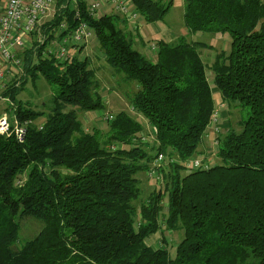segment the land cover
I'll return each instance as SVG.
<instances>
[{
	"label": "trees",
	"instance_id": "obj_1",
	"mask_svg": "<svg viewBox=\"0 0 264 264\" xmlns=\"http://www.w3.org/2000/svg\"><path fill=\"white\" fill-rule=\"evenodd\" d=\"M132 3L148 22L171 6ZM70 4L57 0L53 17L17 54L20 85L10 81L0 92L17 103L7 108L16 122L0 132V264H264V0H185L189 34H231L230 50L218 51L211 64L201 49L213 47L187 35L158 41L157 59L149 58L133 47L118 14L94 16L81 2L77 16ZM81 20L106 62L139 82L131 106L153 127L154 154L141 145L142 123L124 111L108 119L107 130L84 127L81 115L104 107L97 73L88 57L61 60L48 50L63 23L62 37ZM40 75L54 86L49 112L17 97L25 77ZM214 88L222 104L245 114L239 130L217 133V160L193 168L189 160L215 125ZM160 154L163 185L137 209V174ZM26 216L44 226L15 250ZM156 233L167 243L153 244Z\"/></svg>",
	"mask_w": 264,
	"mask_h": 264
},
{
	"label": "rangeland",
	"instance_id": "obj_2",
	"mask_svg": "<svg viewBox=\"0 0 264 264\" xmlns=\"http://www.w3.org/2000/svg\"><path fill=\"white\" fill-rule=\"evenodd\" d=\"M71 3L75 5L73 2ZM87 3L91 4L93 3V0H88ZM105 8L107 7H104V9ZM181 12H182L181 7L173 8L170 11V13L165 14L163 20H165V23L170 24L171 25L170 27H172L173 30L178 34L182 33L184 26L186 33L184 35H187L190 39L205 42L211 45L213 48L204 47L201 49V57L207 64H211L215 60L218 51L230 50L231 41H232L230 33L196 32L189 34L188 27ZM100 13L101 12H99V14ZM137 14L139 15L138 21H140L141 14L138 11ZM160 20L153 21V23L159 22ZM63 30H64L63 27L59 28L56 34L57 40H55L52 45L53 49H57V43H61L63 41L64 38H62L61 36V32ZM66 37L70 41V43L65 45L67 56H71V57L78 56L79 59H86V57L89 58L91 67H93L97 73V77L100 82L99 91L104 101V107L95 111L85 112L84 114L81 115V118L84 121L83 122L84 127L87 130H91L93 126L100 127L101 125V127L103 126L102 128L104 130H107L108 125L106 122L108 121V119H111L113 116H117L120 112L124 111L142 123V126L144 127L141 138L143 144L141 143L140 144L144 145L147 150H150V153L154 154L156 148L154 149L152 146L154 142L153 127H151V124L142 114L134 111L133 107L131 106V98L138 91L139 82L136 79L134 80L128 79L124 73L118 72L113 66H111L109 63L106 62L105 54L102 51L100 47V42L93 30L91 36L87 40L79 41L76 44L72 43L73 36L71 33L65 34V38ZM148 42H152V41L149 40ZM82 45H85L84 46L85 48L84 47L81 48ZM156 45L157 43L155 42L151 46L152 48H155ZM151 46L148 48V50L152 52V50L150 49ZM133 47L137 49L135 45H133ZM17 48L20 49L19 51L24 50V47H17ZM17 48H16V53L18 54ZM20 62H21L20 67L16 66V68L19 70H21L23 66V60L20 59ZM23 74L24 72L22 73V75ZM208 76L212 81L213 75L210 70H208ZM10 78L11 77L9 76L8 79L6 76L3 78V81L1 83V89L3 88V84H4L3 82L8 81V83H10V81H15L16 76L14 79H10ZM16 80H17L15 81L16 84L20 85L21 80L18 76ZM24 80H25L24 82L25 87L18 94L17 96L18 99H23V101L29 100L27 102L31 103V105L33 106L38 107L39 110H46L47 112H49L52 106L51 98L54 93V86L51 83H49L43 75H40L34 81L31 78V76L25 77ZM213 91L215 93L217 92V89L215 88V90ZM221 97L222 96L218 98L217 93H215L214 98L216 99V104L218 106V111L216 112V117L214 119L215 125L210 124V126L207 129L206 136L204 137V139L202 140V142L198 147L199 152L196 153L194 157H192V159L189 160V162L198 159L203 163V160H206L207 162L208 161L207 158H208L212 163H214L218 157L217 133L224 132L227 128H234L236 130L240 129V125H239L240 117L241 115L245 114V109H243L242 107L238 108L235 106L234 107L229 106L227 104L228 103L227 101H225L222 104V106H220L219 102L222 99ZM16 106H17L16 100L12 96H4V98L0 102V120L7 119V121L10 124L11 123L10 121L14 120L13 119L14 115L13 112L9 111V109L7 108L14 109L16 108ZM12 122H16V121H12ZM147 122L149 123V125ZM137 139L140 138L137 137ZM144 163H146L145 160ZM150 163L151 164L149 165H145V167L146 166L148 167L147 169L145 168V170L140 171L137 174L138 178L140 179V187H141L140 195L138 196L137 200L134 201V205L137 207V209H139L140 205L149 196L152 190H156L159 187H162L163 185V183H161V181L163 180V174L160 171L161 168L159 169L157 168L158 165L156 164L155 161H154L155 164L153 162ZM152 170L155 171L154 174L151 172ZM158 182L161 184L159 185ZM165 202H167V197L165 198ZM138 216L139 215H136V218L139 220ZM141 216H143V214H140V217ZM43 226H44V222L40 218H37L35 216H26L24 218H21V229L19 231V238L17 242L13 244V249L15 250L18 249L21 246V244L34 237L41 230ZM163 235H165V233ZM160 236H162V233L153 234L151 236L152 239L151 242L155 244L156 240L157 241L159 240L158 243H160L162 241V240L160 241ZM181 236H182L181 232H174L173 234V238L175 237L176 240H178V238L180 239ZM173 238L171 235H167V240H168L167 247L169 248L171 255H175L177 249L176 241H174ZM165 243L167 242L162 241L161 245Z\"/></svg>",
	"mask_w": 264,
	"mask_h": 264
},
{
	"label": "built area",
	"instance_id": "obj_3",
	"mask_svg": "<svg viewBox=\"0 0 264 264\" xmlns=\"http://www.w3.org/2000/svg\"><path fill=\"white\" fill-rule=\"evenodd\" d=\"M71 7L76 10V15H79V3L85 2L87 4L88 11L94 16L103 15L104 9L102 6H113L114 9L120 11L130 20H134L137 11L133 6L132 0H93V3H87L88 0H70ZM57 0H6L4 5L3 14L0 16V56H3L7 60L6 67L20 66V59L16 56L17 47H26L30 45L31 33L47 18L49 14L54 12ZM133 6V7H132ZM99 12H101L99 14ZM66 23H63L61 27L66 29ZM69 33L73 36V44L79 41L87 40L91 34L92 29L89 24L81 20L78 22L75 28ZM64 38L61 43H57V49L49 47L48 50L55 53L61 60L68 59L65 45L70 43L68 38ZM5 77V69L0 66V87ZM4 83V82H3ZM216 113L213 116L215 119ZM9 129V122L7 119L0 120V132H5ZM19 131H23L22 128ZM20 135L21 132H20ZM165 156L160 154L156 157L155 162L159 166L164 161ZM189 165L193 168H199L204 165L208 168V164H203L200 160L189 162ZM153 174L154 170L151 171Z\"/></svg>",
	"mask_w": 264,
	"mask_h": 264
},
{
	"label": "crops",
	"instance_id": "obj_4",
	"mask_svg": "<svg viewBox=\"0 0 264 264\" xmlns=\"http://www.w3.org/2000/svg\"><path fill=\"white\" fill-rule=\"evenodd\" d=\"M5 1L6 0H0V16L3 14ZM163 1H165V2H170L171 1V6H170V8H169V10H168V12L166 14L170 13V11L173 8L181 7L182 8L181 14H182V16L184 18L185 0H163ZM104 7H107V8L104 9ZM104 7H103L104 11L102 12V14H105V13L118 14L120 16V18L118 20L119 27L122 28L124 33H126V35L132 41L133 45H135L136 48L139 51H141L143 54H145L146 56H148L149 58H152V59H157V51H156L157 48L156 49L152 48L151 45H153V43H155V42L157 43L160 40H165L167 42H171L172 43V42L176 41L180 35L186 34L184 26H183L182 33L178 34L177 32H175L173 30L172 27H170L171 25L165 23V20H163V19L160 20L159 22H155V23L148 22L143 17V15L141 14L140 21H138L139 15L137 14L136 18L132 21V20L128 19L127 17H125V15L122 14L120 11L114 9L113 6L112 7L111 6H104ZM52 17H53V13L49 14L46 19L49 20ZM32 39H33V37H32ZM149 40L152 41V42H148ZM84 46L85 45H82L81 48H83ZM150 46H151L150 49L152 50V52L150 50H148V48ZM19 50L20 49L17 48L18 53H20ZM153 51H155L156 53L153 52ZM7 63H8L7 60L3 56H0V66L4 67L5 76L7 77V79H8V76L11 77L10 79H14L15 76H16L15 80L17 79V76L20 78L22 73H23V69L21 68V70H19V69L16 68V66L15 67L11 66V67H6L5 68V65ZM8 84H9L8 81L4 82L3 88L1 90H5L6 87L8 86ZM1 90H0V92H1ZM214 90H215V88H214ZM215 93H217V96L219 98L220 97L219 92L217 91ZM215 93H214V95H215ZM3 98H4L3 95L2 96L0 95V100L1 101H2ZM220 102H222V99H221ZM220 102H219V104H220V106H222V103H220ZM148 125H149V123H148ZM155 244H157V240H156Z\"/></svg>",
	"mask_w": 264,
	"mask_h": 264
}]
</instances>
